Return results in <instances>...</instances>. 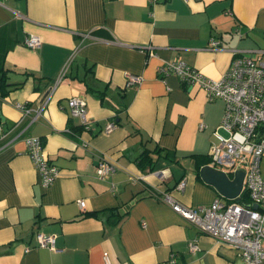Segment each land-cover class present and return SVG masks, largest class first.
<instances>
[{"label": "crops", "instance_id": "0c3cea01", "mask_svg": "<svg viewBox=\"0 0 264 264\" xmlns=\"http://www.w3.org/2000/svg\"><path fill=\"white\" fill-rule=\"evenodd\" d=\"M30 35L37 47L24 44ZM260 50L264 0H0V264H106L104 253L109 264L171 255L174 264H243L163 200L197 206L220 195L199 168L210 166L224 103L158 69L183 61L218 79L232 57ZM129 76L140 79L128 85ZM71 98L84 119L70 114ZM26 136L40 138L58 169L49 184ZM145 153L152 170L137 164ZM101 162L114 171L98 176ZM39 233L55 249L39 247Z\"/></svg>", "mask_w": 264, "mask_h": 264}, {"label": "built area", "instance_id": "2783aa9c", "mask_svg": "<svg viewBox=\"0 0 264 264\" xmlns=\"http://www.w3.org/2000/svg\"><path fill=\"white\" fill-rule=\"evenodd\" d=\"M39 43L36 35L24 40V44L30 48L37 47ZM211 43L213 46L218 45V41L212 40ZM158 72L172 73L189 87L197 85L205 91L208 100L223 101L224 112L219 131L212 132L209 164L226 173L243 169L242 188L247 192L249 203L245 205L236 201L240 194L234 199L217 195L211 203L197 206L182 205L167 193L163 194V200L199 232L235 249L243 264H261L264 259V176L260 173L259 162L264 155V50L243 52L232 57L229 68L218 79L203 77L198 70L183 61L170 62L160 67ZM139 79L129 76L127 84ZM68 107L72 116L85 118V107L80 100L69 99ZM19 108L25 113L24 106L19 105ZM110 127L111 124L107 125L105 130ZM23 142L27 154L40 172L43 184H49L58 169L47 164L40 138L26 136ZM112 171L114 166L110 163L101 162L97 166V175L100 177ZM183 186L184 180H181L176 188L181 190ZM253 204H256V208L252 207ZM36 240L39 247L55 249L53 235L39 233ZM188 250H197L194 241L188 242ZM104 260L109 264L106 253ZM166 264H174L173 255Z\"/></svg>", "mask_w": 264, "mask_h": 264}, {"label": "water", "instance_id": "95a60500", "mask_svg": "<svg viewBox=\"0 0 264 264\" xmlns=\"http://www.w3.org/2000/svg\"><path fill=\"white\" fill-rule=\"evenodd\" d=\"M199 175L205 183L213 186L224 198L234 199L241 192L244 177L243 169L235 170L230 179L223 170L203 165L199 168ZM252 207L256 208V204H253Z\"/></svg>", "mask_w": 264, "mask_h": 264}, {"label": "trees", "instance_id": "16d2710c", "mask_svg": "<svg viewBox=\"0 0 264 264\" xmlns=\"http://www.w3.org/2000/svg\"><path fill=\"white\" fill-rule=\"evenodd\" d=\"M5 71H3V68L0 67V91H1V96L5 95L8 90L6 89V83H5ZM210 159L209 153H208V157H207V162H209L208 160ZM153 161L151 160L150 156L148 155V153L142 154L140 156V158L137 160V164L142 166V168L144 167H148L149 170L153 169ZM239 201L245 205H247L249 203V198L247 195V192L243 189L240 193V195L236 198V201Z\"/></svg>", "mask_w": 264, "mask_h": 264}, {"label": "rangeland", "instance_id": "374dc122", "mask_svg": "<svg viewBox=\"0 0 264 264\" xmlns=\"http://www.w3.org/2000/svg\"><path fill=\"white\" fill-rule=\"evenodd\" d=\"M259 168L261 175L264 176V155L260 158Z\"/></svg>", "mask_w": 264, "mask_h": 264}]
</instances>
